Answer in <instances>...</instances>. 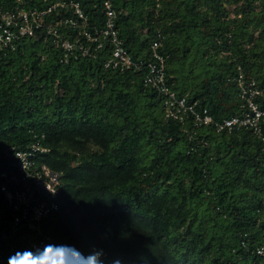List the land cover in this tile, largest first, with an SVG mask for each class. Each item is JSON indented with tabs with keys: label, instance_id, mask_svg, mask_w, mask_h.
<instances>
[{
	"label": "trees",
	"instance_id": "1",
	"mask_svg": "<svg viewBox=\"0 0 264 264\" xmlns=\"http://www.w3.org/2000/svg\"><path fill=\"white\" fill-rule=\"evenodd\" d=\"M62 1L43 21L75 20L57 27L73 45L66 58L46 29L0 49V262L48 235L85 253L102 247L122 264H264V125L228 131L165 117L144 83L158 40L171 89L214 122L245 111L239 75L264 110V0H73L83 17ZM105 1L137 68L104 67ZM84 31L100 36V49ZM32 146L46 149L35 151L33 169L59 174L57 194L45 197L58 208L35 222L41 233L15 224L1 190L19 173L6 149ZM49 255L80 264L68 248ZM19 264L42 263L21 256Z\"/></svg>",
	"mask_w": 264,
	"mask_h": 264
},
{
	"label": "built area",
	"instance_id": "2",
	"mask_svg": "<svg viewBox=\"0 0 264 264\" xmlns=\"http://www.w3.org/2000/svg\"><path fill=\"white\" fill-rule=\"evenodd\" d=\"M47 1V0H43ZM22 0H13V3L20 4ZM72 7L79 17H83L80 12L78 3L70 0ZM65 1L58 0L54 3L37 7H22L15 5L8 6L0 0V49L4 46L13 47L14 41L21 36L33 35L39 29H46V32L55 36L54 43L62 48L63 53L68 54L72 51L73 45L66 39L61 40L58 35V26L60 24H75L72 18L58 19L53 25L45 23L43 18L47 13L56 7L65 6ZM14 5V4H13ZM106 21L102 30L101 38L108 40L111 46L109 57L104 62L105 68L124 69L126 67H138L137 62L130 52L124 47L122 39L119 37L115 28V11L112 9L108 1L104 2ZM83 34L89 41L96 42L95 49H100L103 45L100 36H93L91 33L84 31ZM160 42L155 40L152 43L153 57L157 62H148L147 71L144 76L145 85L156 90L162 98L165 117L185 121L191 118L195 123L210 124L214 123L217 130L227 129L228 131L236 128L251 129L254 133H260L264 125V110L260 109L254 98L259 94L253 83L249 85L242 81L241 75L237 77L239 96L245 101V111L240 116H231L224 118L222 121L214 122L211 115L206 109L197 110L195 102H188L185 96H180L176 91L172 90L167 83L164 74V56L156 50ZM87 53V49L83 48L82 55ZM66 60V59H64ZM264 139V138H262ZM33 150H15L12 147L6 149V155L15 159L14 164L17 167L18 174L7 178L8 184L1 186V190L15 214L14 222L19 224L26 222L27 226L32 230L36 228L35 222L41 220L51 211L57 210L58 205L53 200H47V194L56 195L57 185L59 182V174L49 170L42 165L40 169H33L35 151H46L32 146ZM264 239V234H263ZM51 242L50 237L42 236L40 240L30 242L31 251L35 254L38 250L43 249L45 244ZM257 253L264 255V245L257 248ZM50 249L44 252L42 256L34 255L43 264H52L50 257ZM0 264H6L4 261Z\"/></svg>",
	"mask_w": 264,
	"mask_h": 264
},
{
	"label": "clouds",
	"instance_id": "3",
	"mask_svg": "<svg viewBox=\"0 0 264 264\" xmlns=\"http://www.w3.org/2000/svg\"><path fill=\"white\" fill-rule=\"evenodd\" d=\"M71 249L79 258L80 264H122V261L118 257H110L106 250L102 247H91L87 253L76 248L75 245L67 244H45L43 249L38 250L37 253H33L31 250H25L24 252H17L8 258L7 264H19V258L21 256L33 257L34 255L42 256L44 252L49 249ZM51 257V256H50ZM52 259V258H51ZM39 261V260H38ZM41 262V261H39ZM43 264V262H41ZM53 264V261H52Z\"/></svg>",
	"mask_w": 264,
	"mask_h": 264
},
{
	"label": "rangeland",
	"instance_id": "4",
	"mask_svg": "<svg viewBox=\"0 0 264 264\" xmlns=\"http://www.w3.org/2000/svg\"><path fill=\"white\" fill-rule=\"evenodd\" d=\"M5 227H6V228H9V227H10V228L13 229V226H12L9 222L5 223Z\"/></svg>",
	"mask_w": 264,
	"mask_h": 264
}]
</instances>
